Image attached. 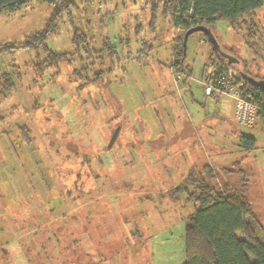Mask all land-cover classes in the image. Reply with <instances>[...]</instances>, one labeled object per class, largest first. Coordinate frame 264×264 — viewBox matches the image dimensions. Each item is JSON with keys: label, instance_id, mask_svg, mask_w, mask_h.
Listing matches in <instances>:
<instances>
[{"label": "rangeland", "instance_id": "obj_1", "mask_svg": "<svg viewBox=\"0 0 264 264\" xmlns=\"http://www.w3.org/2000/svg\"><path fill=\"white\" fill-rule=\"evenodd\" d=\"M72 1L48 40L71 53L58 75L49 68L35 81L39 50L0 53V74L15 83L0 87V264H182L186 218L199 203L172 193L193 168L244 190L264 225V116L240 125L232 98L205 97L202 32L186 45L194 79L177 85L173 39L186 30L161 0ZM52 9L29 0L0 11V47L42 31ZM77 29L96 50L113 49L114 62L108 50L72 55ZM212 29L223 57L241 58L234 71L264 79V6ZM242 135L256 138L252 150Z\"/></svg>", "mask_w": 264, "mask_h": 264}, {"label": "trees", "instance_id": "obj_2", "mask_svg": "<svg viewBox=\"0 0 264 264\" xmlns=\"http://www.w3.org/2000/svg\"><path fill=\"white\" fill-rule=\"evenodd\" d=\"M28 1L0 0V11L4 9L14 11L25 6ZM161 1L164 12L172 14L174 26L186 31L197 25H205L212 29L219 19L228 20L235 25L238 21L245 19L246 15H254L257 9L264 6V0ZM50 4L53 9L42 31L27 37L25 43L18 45L5 43L0 47V53L18 47L39 50L43 58L39 56L33 66L35 81L49 68H56L53 76L58 75L59 64L64 61L69 62V54H71L52 50L48 45V40L57 32L64 18L71 17V6L74 2L72 0H50ZM156 11H153V22L156 19ZM202 36L210 45L208 60H214L222 66L230 67L234 57L232 59L223 57L209 37L203 33ZM173 42V50L178 55L175 63L193 73L192 68L184 65L186 60L184 37L182 39L175 37ZM73 43L76 48L72 55H80L82 46L86 56L108 50L109 62H114L113 49L103 47L96 50L93 47V40H89L78 29L73 37ZM234 59L241 61L239 57ZM248 84L254 93V99L261 105L259 113L264 116V89L251 83ZM14 86V80L9 72L0 74V87L3 92L8 93ZM240 140L245 151L252 150L256 145L254 136L242 135ZM205 169L206 177L200 172L197 173V169L193 168L188 178L172 193L174 198H178L186 192L188 203L194 200L199 203V206H196L186 218L185 261L182 264H264V225L253 211L249 197L244 190H239L230 184L216 187L212 183L215 177L213 170L210 167ZM240 172L243 170L240 169Z\"/></svg>", "mask_w": 264, "mask_h": 264}, {"label": "built area", "instance_id": "obj_3", "mask_svg": "<svg viewBox=\"0 0 264 264\" xmlns=\"http://www.w3.org/2000/svg\"><path fill=\"white\" fill-rule=\"evenodd\" d=\"M202 41L206 42L205 39ZM173 55L175 58L176 53L174 52ZM202 64L200 76L196 80L200 83L205 97L216 100L226 95L232 98L234 100V120L240 125H251L256 115L260 114L261 105L254 99V93L248 82L239 72L231 67L222 66L217 61L204 58ZM170 70L176 83L183 79H194L189 72L177 64L172 65Z\"/></svg>", "mask_w": 264, "mask_h": 264}, {"label": "water", "instance_id": "obj_4", "mask_svg": "<svg viewBox=\"0 0 264 264\" xmlns=\"http://www.w3.org/2000/svg\"><path fill=\"white\" fill-rule=\"evenodd\" d=\"M194 32H202L203 34H206L209 37L210 41L213 43V45H215L219 49V43L216 40L212 29L208 26H205V25H197V26H194V27H192L186 31L185 36H184L185 48H186L189 36ZM239 73L242 76V78L245 79L248 83L254 84V85L259 86V87L264 89V79L255 78V77L251 76L250 74L243 72V71H239ZM117 133H118V131H117ZM117 133L115 134L114 139H112L110 141V146L113 144V142L117 136Z\"/></svg>", "mask_w": 264, "mask_h": 264}, {"label": "crops", "instance_id": "obj_5", "mask_svg": "<svg viewBox=\"0 0 264 264\" xmlns=\"http://www.w3.org/2000/svg\"><path fill=\"white\" fill-rule=\"evenodd\" d=\"M158 10H159V9H158ZM220 47H221V46H220ZM220 47H219V48H220ZM204 58H206V57H203V59H204ZM203 59H202V61H203ZM231 59H232V57H231ZM232 61H236V60L233 58ZM184 82H185V81H184ZM181 83H182V82H179V83H176V84H177V85H180ZM184 85H186V83H184ZM238 164H239V163H238ZM240 169H241V167H240Z\"/></svg>", "mask_w": 264, "mask_h": 264}, {"label": "flooded vegetation", "instance_id": "obj_6", "mask_svg": "<svg viewBox=\"0 0 264 264\" xmlns=\"http://www.w3.org/2000/svg\"><path fill=\"white\" fill-rule=\"evenodd\" d=\"M221 50V49H220Z\"/></svg>", "mask_w": 264, "mask_h": 264}]
</instances>
